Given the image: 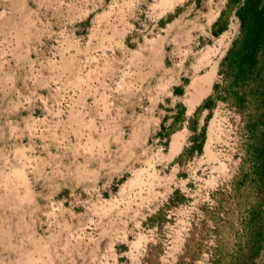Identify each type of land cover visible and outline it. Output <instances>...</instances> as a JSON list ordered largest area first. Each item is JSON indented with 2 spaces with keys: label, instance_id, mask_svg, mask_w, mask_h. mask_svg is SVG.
I'll list each match as a JSON object with an SVG mask.
<instances>
[{
  "label": "rangeland",
  "instance_id": "374dc122",
  "mask_svg": "<svg viewBox=\"0 0 264 264\" xmlns=\"http://www.w3.org/2000/svg\"><path fill=\"white\" fill-rule=\"evenodd\" d=\"M0 62V264H264V0H0Z\"/></svg>",
  "mask_w": 264,
  "mask_h": 264
},
{
  "label": "crops",
  "instance_id": "0c3cea01",
  "mask_svg": "<svg viewBox=\"0 0 264 264\" xmlns=\"http://www.w3.org/2000/svg\"><path fill=\"white\" fill-rule=\"evenodd\" d=\"M9 62V61H7ZM6 64H9V63H6ZM0 65H1V62H0ZM14 65V64H12ZM18 65H16L15 68H22V67H17ZM1 67V66H0ZM10 68H13V67H10ZM3 74H5V72H3ZM44 112V113H43ZM32 113V112H30ZM30 113H28V116L26 115V117H29L28 118V121H32L34 123V120L33 118L30 116ZM40 115V118H35L37 120V122H40L39 124L41 125V123H43L45 126L41 127L40 128V131L46 133V134H49V131L50 129H55V128H58V126H60V118H59V113L55 110H49V109H46L45 111H42V113L39 114ZM56 116V118L54 119V117ZM37 125V123H36ZM44 140L46 142H41V143H44L42 144V148L43 149H47V152L44 153L45 155L47 156H52V154L50 152H48L49 148L51 147L50 143H54V142H51V140H49V138H45L44 137ZM30 143H33L32 141Z\"/></svg>",
  "mask_w": 264,
  "mask_h": 264
}]
</instances>
